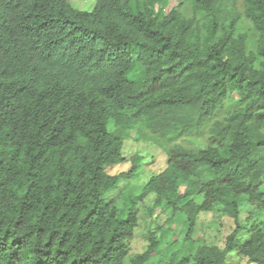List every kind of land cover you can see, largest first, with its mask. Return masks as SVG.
<instances>
[{
	"label": "trees",
	"instance_id": "obj_1",
	"mask_svg": "<svg viewBox=\"0 0 264 264\" xmlns=\"http://www.w3.org/2000/svg\"><path fill=\"white\" fill-rule=\"evenodd\" d=\"M92 1L0 0V264H157L155 231L131 251L150 194L162 234L185 220L163 264H264V0ZM132 132L167 166L120 208L142 157L106 169ZM202 213L233 220L224 248L196 237Z\"/></svg>",
	"mask_w": 264,
	"mask_h": 264
},
{
	"label": "rangeland",
	"instance_id": "obj_2",
	"mask_svg": "<svg viewBox=\"0 0 264 264\" xmlns=\"http://www.w3.org/2000/svg\"><path fill=\"white\" fill-rule=\"evenodd\" d=\"M71 5L74 9L91 11L94 7V2L92 0H70ZM183 0H171L165 9H163L166 13L171 11L172 9H178L181 6ZM157 11L162 8V6H157ZM134 76L133 73L130 74V77ZM130 139L125 143V150L127 161L124 164L108 167L106 171L110 175H118L122 172L128 171L131 167V157L138 154L142 157L141 169L138 171L137 175L129 180L122 181L116 189L112 190L106 196L107 200L114 198L120 194L122 191V195L115 199L118 207H123L125 204V199L130 195L138 196L140 195L144 184L149 180L151 175L159 173L163 171L167 166V157L164 148L161 144H157L152 140H145L140 138L137 133H133L130 135ZM185 145L192 144L195 148L202 147L201 144L193 141H181ZM264 191V185L262 187ZM154 195L150 194L143 198L142 202L137 205V209L139 210V223L137 228L135 229L134 238L131 241V251L132 254H137L143 252L148 244L147 238L148 234L151 231H155L156 235L161 238V255L157 264H163L164 260L167 258L168 248L166 247L167 243L172 240L174 237L172 235L175 234L176 237H179L183 234L185 229V220L179 214L172 218V223L174 227L170 230V234H162L160 230H162V226L164 222L171 217V213L169 211H163L160 208L155 209L151 212V208L153 205ZM242 212L240 214V222L245 225H249L251 220L255 219L254 215H252V211H254V207L250 205L248 202H242ZM261 221H264V213L263 216L260 217ZM250 220V222H248ZM235 224L232 219L221 217L218 214L212 213H202L199 216L198 224L196 227V234L198 238L201 240H205L208 245L217 246L219 248H224L226 244L227 237L234 230ZM245 232L244 230L240 231L239 236ZM172 235V236H171ZM180 247V244H177ZM157 258V257H156ZM228 263L229 264H248L247 259L240 255L239 251H234L233 253L228 255Z\"/></svg>",
	"mask_w": 264,
	"mask_h": 264
}]
</instances>
